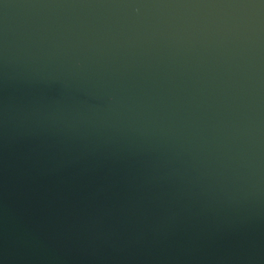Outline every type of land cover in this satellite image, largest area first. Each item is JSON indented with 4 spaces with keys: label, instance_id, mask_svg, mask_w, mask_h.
Here are the masks:
<instances>
[{
    "label": "water",
    "instance_id": "1",
    "mask_svg": "<svg viewBox=\"0 0 264 264\" xmlns=\"http://www.w3.org/2000/svg\"><path fill=\"white\" fill-rule=\"evenodd\" d=\"M0 264H264V0H0Z\"/></svg>",
    "mask_w": 264,
    "mask_h": 264
}]
</instances>
